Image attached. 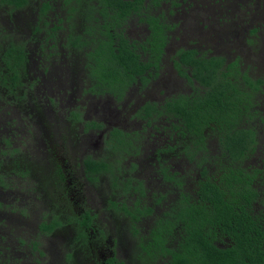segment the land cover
<instances>
[{"label": "trees", "instance_id": "obj_1", "mask_svg": "<svg viewBox=\"0 0 264 264\" xmlns=\"http://www.w3.org/2000/svg\"><path fill=\"white\" fill-rule=\"evenodd\" d=\"M20 1L21 5L27 3ZM147 1L54 0V10L65 12L70 43L82 51L86 80L92 86L88 92L121 101L128 90L142 91L161 71H168L164 63L171 39L168 32L177 26L172 25L168 15L175 14L177 4L173 2L167 14L168 9L161 3L164 0ZM132 27H146L149 34L130 44L128 31ZM14 51L15 46L7 48L8 54ZM176 56L180 59L175 62L179 74L195 79L198 85H192L191 93L166 97L162 103L150 101L139 109L137 117L155 133L111 130L105 141L107 154L97 159L89 156L83 162L88 180L99 187L109 182L111 190L122 195H137L134 205H129L133 210L125 202L120 206L111 203L123 215L134 218V225L139 215L151 216L153 206L170 208L157 219L151 233L153 242L145 246L139 238L141 243L135 252L139 260L135 264H156L160 257H168L167 264H264V166L251 163L264 125V119L258 118L254 110L259 104L254 92L260 89V81H250L251 92L242 94L230 80L223 58H199L191 51H180ZM22 61V56H16L13 65L0 70V83L7 95L17 97L13 103L18 107L14 110L23 111L22 104L27 101L25 109L29 102L24 100L28 93L20 95L17 82V67ZM73 117L74 127L82 122L77 113ZM89 126L103 127L100 123ZM155 134L160 139L168 138L170 143L159 149L152 143L146 146V140H154ZM2 142L8 144L5 139ZM3 153L0 149V155ZM20 156L29 167L17 161L6 164L20 170L23 178L40 190L46 185L47 168L36 175L34 168L38 165L28 161L29 152L21 150ZM176 162L183 170L176 169ZM57 171L62 168L58 166ZM12 173L15 171L10 172L0 159V187L10 188L8 176ZM138 173L156 175L169 184L151 206H140L150 189L136 177ZM56 175L65 180L63 172ZM67 209V215L77 219L75 209ZM60 225L57 217L50 225L44 222L41 229L51 232ZM147 251L155 255L153 259L142 258Z\"/></svg>", "mask_w": 264, "mask_h": 264}, {"label": "flooded vegetation", "instance_id": "obj_2", "mask_svg": "<svg viewBox=\"0 0 264 264\" xmlns=\"http://www.w3.org/2000/svg\"><path fill=\"white\" fill-rule=\"evenodd\" d=\"M26 2L25 5H21L20 0H0V70H5L10 63L13 65L12 61L16 59V56H19V58L22 56V65L17 67L19 75L17 82L21 96L24 95V91L21 92V90L27 88L28 95L26 94L27 98L24 100H28L29 107L35 109L43 120V115H40V112H38L37 99H41L44 96V101L47 103L50 111L59 115L61 119H67L68 127L74 129V132L71 133L73 138L76 132V126H73L74 122L72 120L74 119L73 113H77L82 119V122L76 123L81 126V131L79 133L77 130L74 138L75 142L71 145L75 148L72 154L82 153L81 155L84 156L81 161L79 159L73 160L76 167H81L84 181L83 183L74 185V189L84 190L87 186L91 191L88 192L89 195L91 193V196L85 198L78 191L81 196L75 202V204L77 202L80 204L77 219L70 218V215H67L69 214L67 207H63L66 217L62 219L59 213L61 209L57 211L54 209L57 203H60L59 201L66 200L67 205H69V201L74 200L73 196L77 194L74 191L77 190L71 188L73 194L70 195L69 191H67L63 196L64 191L61 189H63V186H69L70 179L75 178L72 177L70 171L65 169L70 167L69 163L64 165L65 167H62V171L56 172L55 169L46 166L48 174H46L45 186L48 192L46 193L44 189L38 190V186L35 185L36 191L41 192V195L36 198L38 207H29L28 210H25V208L16 209L13 206L5 207L4 203L0 201V218H3V224L6 218H11L10 215H12L17 216L19 221L32 225L34 221L33 216L36 214L34 223L35 233L33 236L31 235L30 239H23L21 236L17 237V243L15 247L13 246V251L15 254L17 252L21 254L23 252H21L20 248L26 247L23 255L24 257L30 256L32 264H47V257L51 256L54 250L65 251L64 260L61 261L62 264H73L76 259L80 264H135L139 260L137 255H135L137 246L141 242H144L145 246L153 242L154 237L151 236L152 229L156 226L157 219L161 215L163 216L164 212H169L170 208L161 207L160 205L153 206V214L147 217L139 215L138 221H135L134 225V218L130 215H123L111 203L117 202L119 206L122 202L127 203L128 206L134 205L133 203L136 202L135 200L138 199V196L122 195L117 190L113 192L109 182H106V185H102L103 187H99L88 180L83 162L87 157L91 156L90 153L92 152L89 147H92V145L90 144V146V142L86 141H93L96 138L94 145L99 146L101 154L97 153L91 157L95 159L100 158L102 155L107 154L105 141L108 139L111 130L121 129L126 132L138 131L144 133V131H139V129H145L147 122L138 118L137 114L139 109L147 102L162 103L168 96H177L186 92L191 93L193 90L192 85L198 84L195 79H191V81L189 78L180 75L178 69L175 67V62L180 61L178 56H176L180 51L195 52L196 57L199 58H223L225 60L224 68L226 71H230L232 76H230V80L238 85L242 94L246 91V87L251 92V86L248 84L250 81H260L258 84L260 89L254 92L255 94L260 93L259 96L257 95L259 104H255L254 110H256L258 118L264 119V98L261 97L264 96V93H262V88H264V72L262 73L263 77L253 78L251 71L254 70V67L250 66L253 63V59L258 61L259 65L264 66V52L260 51L258 46L264 39V0H164L161 2L163 7L168 9L167 14L173 2L177 4L173 8L175 14L168 15L169 19L175 17L172 25H177L175 30L168 32L171 39L165 49L166 56L164 60L168 71H161L158 78L150 80L142 91L136 89L131 93L128 90V96L123 97L121 101L110 95L101 97L88 92L92 86L91 81L88 78L86 80L87 76L81 59L83 56L82 51L77 50L70 43V30L65 23L67 20L65 12L62 11L61 14L59 10H54V0H26ZM61 19L64 20L63 23L60 22ZM56 26L58 28L54 30ZM142 29L144 30H137L133 27L129 28L130 44H133V39L139 41L141 36L149 34L146 27ZM145 38L144 41H146ZM196 42H199V44L197 45ZM12 46H15V51L13 54H8L7 48L11 49ZM207 50H211L212 52L207 53ZM231 52L236 54L234 59H229ZM243 55L248 57V59ZM6 59L10 63H7ZM237 70L240 73L235 74ZM28 81L29 83L27 84ZM86 83L87 85H85ZM161 85L163 87L173 86L176 89L179 88V90L174 94L165 96L161 101L150 99L151 90ZM254 85L252 84L253 90ZM46 88L48 92H44L43 89ZM56 88L59 89L58 94L61 95L62 100L68 104L66 109L61 106V103L60 106L55 107V104L58 102L54 94ZM84 95L92 96L101 102V108L99 107L95 111L99 112L102 110L101 115L109 119H117L122 113L125 115L124 110L130 106L131 113L126 118L127 120L120 121V124H127L130 127L125 128L119 124L110 125V123L107 124L102 120H97L95 116H85L83 108L77 107V104L83 100ZM12 97H15L14 94L7 95V92H5L0 83V102L2 99L3 102H9L13 99ZM17 107L16 105L14 109ZM242 109L244 110L243 107ZM48 117L47 123L45 122L46 124H49ZM92 123H100L103 127L95 128L89 126ZM146 128L151 129L152 127ZM258 136H260L259 139L261 141L257 150L261 151L264 148V125ZM97 137L99 142H97ZM12 138H14V135H12ZM165 139H163L164 143H161V146L153 144L155 147H158L156 149L166 147L165 143H170L168 138ZM5 144L0 140V149ZM47 146L44 151L47 164L49 165V160L53 162V157L56 153L51 151L52 142L48 143ZM69 156L67 154V158ZM2 161L3 163L6 162L5 160ZM260 161V166H264V155H260ZM79 162L81 163L79 164ZM34 172L36 175L39 173L38 167L34 168ZM59 172H63L65 180L56 175ZM12 174L15 175L16 173ZM15 177H17V174ZM136 177L145 182V187L150 189L147 196L141 200L140 206L155 204L167 187H169V184L167 185L166 182L156 175L138 173ZM15 185L20 187V184ZM11 187H14V185L11 184ZM156 187H159V189L155 190ZM64 190L66 189L64 188ZM18 192L19 189L16 192L0 187V193L5 195ZM21 194H24V192ZM110 196L113 198H110ZM93 203L101 206L103 215L97 209L100 212L98 214L94 209ZM129 208L131 210L135 209L133 206H129ZM15 210L18 211L15 212ZM23 210L28 215H23ZM8 212L10 214L7 217L6 214ZM57 217L61 219L59 227L51 232L42 231L41 226L44 222L50 225ZM100 219L106 225H114L115 229L109 226H105V229H100V226H98ZM133 226H135L137 231ZM67 230L72 234L70 239L65 236ZM6 238L7 236L2 235V241ZM139 238H142L141 242ZM54 240L56 242H53ZM43 241H45V245H43ZM43 246H45V251ZM10 248L11 245L7 244L6 249L10 250ZM2 256L4 257L0 251V264H17L16 258L13 257L16 255L10 254L7 257L6 253L4 259ZM154 256L153 254L152 256L149 255L147 251L142 258L151 260ZM44 260L46 261L45 263ZM168 262V257H160L159 262L156 264H167ZM31 263L27 261L25 264Z\"/></svg>", "mask_w": 264, "mask_h": 264}, {"label": "rangeland", "instance_id": "obj_3", "mask_svg": "<svg viewBox=\"0 0 264 264\" xmlns=\"http://www.w3.org/2000/svg\"><path fill=\"white\" fill-rule=\"evenodd\" d=\"M169 21H174L175 17L168 19ZM239 30V29H238ZM194 43V42H193ZM197 45L199 44V42H196ZM203 46V45H202ZM260 51L264 52V39L260 42V44H258ZM212 52L211 50H207V53ZM236 56L235 53L231 52L229 54V59H234V57ZM244 56V55H243ZM245 57V56H244ZM248 59V57H245ZM253 58V57H252ZM252 64L250 66L254 67V70L251 71V73L253 74V78L256 77H263V72H264V66L259 65L258 61H255L254 59L252 60ZM29 83V81L27 82V84ZM87 85V83L85 84ZM44 92H48L47 88L43 89ZM58 88H56L55 91V96L58 99L57 104H55V107L61 106L65 107L64 109L67 108L68 104L62 100L61 95L58 94ZM178 89H176V87L173 86H165L163 87L161 86H156L154 87L151 92H150V99H154L155 101H161L165 96L170 95V94H174L176 91H178ZM246 90H248V88L246 87ZM264 93V88H262ZM24 91V95H26L25 93H27V88L26 89H22L21 92ZM257 95L259 96L260 93H257ZM169 97V96H168ZM262 98H264V96H261ZM13 98V97H12ZM17 97H14L13 99H11L9 102H0V140L5 139L8 141V144H5L4 147H2V150L5 152L3 153L0 158L2 160H5L6 162H4V165L6 166L7 169H9L10 172H14L17 173V177H15V175H9L8 176V180L9 182H11L12 185H14V187H11L9 189L14 190V191H18V193H11V194H2L0 193V201H2L4 203L5 207H9V206H13L16 209H21V208H25V210H28L29 207H38V202L36 200L37 197H39L41 195L40 192L36 191L35 189V184H33L32 182L27 181L25 178H23L22 173L20 172V170H17L16 168H11L10 165L6 164L8 162L11 161H17L21 166H26L29 167V164L26 161H23V159L20 156V151L21 150H27V152H29V156H28V161L31 163H36L38 166V171L40 172H44L46 171V166H50L52 169H55V172L57 171V167H65L64 165H66L67 163L70 164L69 168H65L68 171H70V174L72 175L73 178L75 179H70V183L69 186L66 185L65 187L63 186V196L66 194L67 191H69L70 195H72L73 193L71 192L72 189H74V185H77L79 183H83L84 178L82 176V169L81 167H76L75 163L73 160L75 159H79L81 161V159L84 157L81 154H72L75 150V148L72 147L71 144H74V138L76 136V132L77 130L81 131V126L79 124L76 125V132L74 134V138L73 135L71 133L74 132V129H70L68 127V121H66L67 119H61L59 117V115L55 114L54 112L50 111L49 107L47 106V103L44 101V96L41 99H37V108H38V112H40V115H43V120L41 119V116H39L36 112L35 109H31L28 105V108H23L22 110H14V107H16V103L14 104L13 102L16 101ZM91 103V105H89ZM137 104V103H135ZM134 104V105H135ZM24 107H27V102L25 104H22ZM77 107L79 108H83L84 114L85 116L88 117H92L95 116L97 118V120H102L104 123H107L110 125L113 124H119L122 127H130L127 126V124H120L122 120L126 121L128 115L131 113V107L128 106L126 110H124V113H126L125 115L122 113L118 116L117 119H109L106 117H103L101 115L102 110H100L99 112H96L95 110H98L99 107L101 108V102L97 101L96 99H94L92 96H87L84 95L83 96V100L80 101V103L77 104ZM46 113V115H45ZM105 113V112H104ZM49 115V117H48ZM106 116V114H105ZM28 117V118H26ZM47 117H48V122L47 123ZM66 118V116H65ZM89 120V119H87ZM96 120V119H95ZM46 122V123H45ZM70 126V125H69ZM147 128L145 127V129H139V131H145ZM150 133H155L154 130H150L147 129V131L144 132L145 135H148ZM13 133V134H12ZM70 134V136H69ZM12 135H14V138H12ZM156 137V139H155ZM156 142H155V141ZM154 140L149 141V139L146 140V146L150 143L154 144L156 143L157 145L164 143L163 139H160L158 134H155L154 136ZM53 143V146H51V151L55 152L56 154L54 155L57 159V161L53 158V162L49 160L50 164H47V160H46V155H45V151L44 149L47 148V144L48 143ZM86 142H90L89 145L91 144L92 147H89L91 149L90 155L94 156L97 153L101 154V151L99 149V146H95V142H96V138H94L93 141H86ZM93 142V143H92ZM97 142H99V139L97 137ZM214 145L217 144V142H213ZM90 145V146H91ZM152 148L151 146L148 147ZM95 149V150H94ZM67 154L70 155L69 158H67ZM84 155V154H83ZM256 157L253 158L251 160V163L253 164H261V161L259 160L260 155H264V148L261 149V151L257 150L255 153ZM97 157V156H96ZM26 159V158H25ZM81 162H79L80 164ZM174 165L176 167V169H180L183 170V167H179L178 163H174ZM74 168V169H71ZM187 168V166L184 167V169ZM178 171V170H177ZM144 175V174H143ZM15 184H20V187H17ZM100 186V184H99ZM109 186V185H108ZM103 187V186H101ZM64 188L66 190H64ZM72 188V189H71ZM45 192H48V189L46 186H43V188ZM159 187L155 190H158ZM22 190V191H21ZM36 194H35V192ZM74 191L76 196H73L74 200L69 201V205H67V201L66 200H62L59 201L60 203H57V205L55 206L56 208L54 210H59V213L61 215H64L65 212L63 210V207H67L68 206H72L76 213H78L80 211V204L79 202H76L77 199L80 198L81 194L85 196V198H87L88 196H91V193L89 195V191L90 189L86 186L84 190H78V188H75ZM80 191V192H78ZM87 191V192H86ZM24 194H21L23 193ZM91 192V191H90ZM107 197H109V195H107ZM110 198H113L112 196H110ZM94 204V203H93ZM40 206V204H39ZM94 209L97 211V209L101 212L102 214V208L100 205H95L94 204ZM79 207V208H78ZM105 209V208H104ZM18 210H15V212H17ZM98 212V214H100V212ZM10 213L8 212L6 214V216L8 217ZM24 215H28L25 211ZM103 215V214H102ZM5 216V217H6ZM11 218H6L5 223L3 224L2 219L0 218V251L3 253L5 258V254L7 253V257H9L10 254L16 255L13 256L16 258V263L17 264H25L27 263V261L29 263H31V257H24L23 253L26 251V247H22L21 252L23 253H19L17 252L16 254L13 251V246H16L17 243V237L21 236L23 239H30L31 235L33 236V234L35 233L34 229V223H35V216H33L32 218L34 219L33 224L32 225H27L26 223H23V221H19L17 216H12L10 215ZM31 218V219H32ZM20 224H22V226H20ZM4 225V226H3ZM21 229H20V227ZM98 226H100V229H105V226H109L110 228L112 227L113 229H115L114 225H106L105 222L100 219ZM19 229V230H17ZM67 233L65 234V236H67L68 239L71 238L72 234L69 233V231H66ZM2 235L7 236V238L2 241ZM53 242H56L55 240ZM10 244L11 248L10 250L6 249V245ZM43 245H45V241H43ZM18 248V247H17ZM44 251L45 246H43ZM17 251V249H16ZM64 250H59V251H55L54 253L47 257L48 259L47 264H62L61 261L64 260L63 256H64ZM28 254V252H27ZM29 255V254H28ZM44 260V263L46 262ZM34 262V261H33ZM32 264V263H31ZM73 264H80V262L77 261V259L75 260V262ZM92 264V263H89Z\"/></svg>", "mask_w": 264, "mask_h": 264}]
</instances>
